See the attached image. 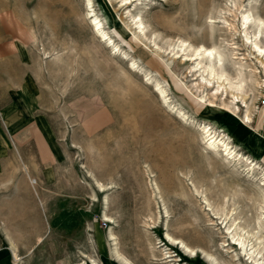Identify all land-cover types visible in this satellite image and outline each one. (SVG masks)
<instances>
[{
	"label": "rangeland",
	"instance_id": "1",
	"mask_svg": "<svg viewBox=\"0 0 264 264\" xmlns=\"http://www.w3.org/2000/svg\"><path fill=\"white\" fill-rule=\"evenodd\" d=\"M92 1L104 28L162 82L170 103L223 128L262 166L247 175L241 163L207 148L201 128L172 113L93 32L85 0H0V264H77L82 254L118 264L105 238L110 227L135 264L179 263L159 262L164 253L181 255L165 244V233L218 264H252L229 241L239 234L249 252L264 243V86L251 81H264V73L242 42L233 8L250 0H153L142 11L141 43L131 41L129 18L115 0ZM249 5L264 18V0ZM223 15L235 30L208 20ZM178 40L222 46L232 77L234 60L248 62L244 92L261 135L241 121L246 108L233 114L218 105L229 97L212 96V87L196 91L189 65L154 46ZM256 68L257 76L250 72ZM209 98L215 105L205 106ZM90 173L112 187L98 191ZM103 212L114 219L109 227ZM183 263L205 264L202 257Z\"/></svg>",
	"mask_w": 264,
	"mask_h": 264
},
{
	"label": "bare ground",
	"instance_id": "2",
	"mask_svg": "<svg viewBox=\"0 0 264 264\" xmlns=\"http://www.w3.org/2000/svg\"><path fill=\"white\" fill-rule=\"evenodd\" d=\"M118 6L125 10L126 16L129 18L127 20L128 24H130V32L129 35L131 36V41H135L136 43H141V37L146 35V26L144 19L142 17V11L144 6L147 5L149 2L151 3L153 0H115ZM232 1V0H231ZM256 1V0H255ZM229 3V1H227ZM254 0L248 1V4H245L244 1H238L235 3L233 8H236L237 11L240 12V21H241V37L242 42L245 47H248L250 52L254 54V58H256L257 62L260 64L262 68V72L264 73V18L258 13L254 12L253 8L249 5L252 4ZM230 4V3H229ZM85 5L87 8L86 15L90 20V24L92 26L93 32L102 40L104 41L107 46L111 49V52L115 55L122 56L121 58L125 59L128 63V68L134 72L140 73L144 80L152 84L155 92L157 93L158 97L162 99L163 103L168 107V109L174 113L176 116L180 117L184 122H188L191 120V123L199 126L201 128L203 140L207 148L211 150H219L230 162H239L244 168V172H247V175L256 176V170L260 169L262 164L260 160H256L252 158L249 154H246L241 150L238 144L234 142L232 137L220 127L213 125L211 122L206 120H195V118L191 115L190 116L183 112L181 109L177 108L176 105L170 103L168 101V94L166 93L164 86L162 85L161 81H152L153 72L150 70H143V68L138 64L134 57H132L129 51H125L122 49L121 44L117 43L113 37L109 34V32L104 28L103 20L100 18L98 13H96V9L94 7V3L92 0H85ZM227 6V5H226ZM228 7V6H227ZM134 9L135 12L131 13V10ZM227 10L232 11V7H228ZM115 11V10H114ZM124 14V15H125ZM223 14V13H222ZM235 14V13H234ZM236 16V14L234 15ZM118 17V16H117ZM209 22L215 23L219 22L222 23L224 26L227 27H234V24H229L223 16H209ZM122 22V21H121ZM19 24V21L15 22ZM127 25V23H126ZM108 29H115L114 27H108ZM235 30V27H234ZM158 34V33H157ZM134 42V43H135ZM153 42V41H152ZM152 44V43H151ZM170 46L168 49H164V47L159 46L157 42H154L155 48L158 49V53L170 51L174 57H178L181 61L185 64H188L189 72L194 77L193 87L198 91L202 87H212L214 89V97L217 94L221 96L229 97V101L225 102L221 100L218 104L222 106L224 109L229 110L233 114H239L241 107L246 108V112L242 117V122L248 124L254 132L261 135L262 133V125L261 119L258 120L257 127L254 128L252 126L253 117L252 111L250 110L246 96L247 94L244 92V85L247 82L248 78L245 76L247 72L248 65L243 59L234 60L233 67L236 69L235 76L232 77L229 73L226 72V65L225 61L227 60L228 53L227 51L222 48V46L217 44H212L210 46H206L205 44H198L197 46L190 47L184 40H178L174 44H169ZM151 47V45H149ZM191 50H190V48ZM144 49L150 51L145 43ZM234 53V52H233ZM45 55V54H44ZM233 55V54H232ZM235 56V55H234ZM237 56V55H236ZM233 57V56H232ZM252 57V56H251ZM251 60V59H250ZM145 64V63H144ZM148 69V67H147ZM254 74H258L257 68L253 71H250ZM253 83H257L261 87L264 86V81L256 79L254 80L251 78ZM205 106L215 105L214 99H207L204 102ZM241 104V105H240ZM217 105V106H218ZM194 118V120L192 119ZM258 175V174H257ZM91 179L94 181V184L98 191L106 192L112 186H107L96 179V176L90 173ZM31 181V180H30ZM194 187L195 194H200L197 186L192 184ZM259 186L262 192V202L264 204V172L262 178L259 180ZM107 195L105 194V206L107 202ZM94 196H96L94 194ZM95 197H93L94 199ZM205 201L208 199L206 197L203 198ZM207 199V200H206ZM208 202V201H207ZM209 206V204H208ZM264 214V205L262 206ZM106 211V210H105ZM102 221L105 222L108 227L109 225L114 223V219L106 214V212L102 213L101 217ZM234 224H230L226 229L227 233L230 232L231 227ZM106 241L109 244V254L112 260L117 262L118 264H135L130 258L122 251L120 247V242L117 235L112 231L111 227L106 232ZM230 244L236 246L237 249L241 251V254H244L245 257L251 260L252 264H261L260 262V254L264 256V243L261 247V250L258 252L253 250L252 252L248 251L246 248V241L240 237L239 234H231L229 239ZM164 242L165 244L176 248L180 252V258H176L175 260L172 258L175 255H171L169 253L162 254L160 257V263H167L169 261H175L178 264H184L183 261H195L199 260L201 257L203 258V262L205 264H218L215 262L214 259L211 258L209 253H206L204 250L200 248H196L193 246H189L186 244L182 239L175 238L169 235V233L164 234ZM153 243V242H152ZM155 243V242H154ZM12 244V243H11ZM13 245V244H12ZM259 249V248H258ZM1 250V249H0ZM154 250V249H153ZM11 251L15 257V261H18L19 255L17 254L15 246H11ZM155 254V253H154ZM82 258L79 260L77 264H100V261L90 255L82 254ZM157 257V255H154ZM177 257V256H176ZM159 260V258H155V260ZM21 264V263H20ZM63 264H74L71 259L65 260ZM188 264V263H185Z\"/></svg>",
	"mask_w": 264,
	"mask_h": 264
},
{
	"label": "crops",
	"instance_id": "3",
	"mask_svg": "<svg viewBox=\"0 0 264 264\" xmlns=\"http://www.w3.org/2000/svg\"><path fill=\"white\" fill-rule=\"evenodd\" d=\"M34 126H38L37 124H31L29 127L32 128L33 130L35 131H38L40 130L39 127H34ZM28 131V130H27ZM43 139V138H40V140ZM44 142V141H43ZM41 145H42V141H40ZM63 264V263H62Z\"/></svg>",
	"mask_w": 264,
	"mask_h": 264
}]
</instances>
